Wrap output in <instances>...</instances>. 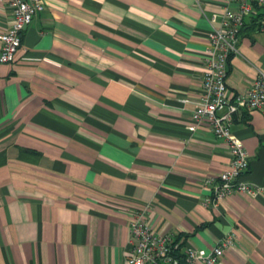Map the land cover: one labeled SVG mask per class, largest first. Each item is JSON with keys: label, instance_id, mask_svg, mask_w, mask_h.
I'll use <instances>...</instances> for the list:
<instances>
[{"label": "crops", "instance_id": "0c3cea01", "mask_svg": "<svg viewBox=\"0 0 264 264\" xmlns=\"http://www.w3.org/2000/svg\"><path fill=\"white\" fill-rule=\"evenodd\" d=\"M43 2L0 63V264H128L118 205L144 203L155 230L194 248L233 232L218 264H264V194L203 203L230 158L191 119L225 0ZM11 19L0 0V30ZM258 23L228 60L231 97L264 70ZM231 130L248 153L241 181L264 186L263 114L242 109Z\"/></svg>", "mask_w": 264, "mask_h": 264}, {"label": "built area", "instance_id": "2783aa9c", "mask_svg": "<svg viewBox=\"0 0 264 264\" xmlns=\"http://www.w3.org/2000/svg\"><path fill=\"white\" fill-rule=\"evenodd\" d=\"M11 9L10 24L0 30V63L11 62L21 45V36L33 17L44 8L43 0H7ZM259 16L257 28L264 32V0H225L221 20L210 29L204 50L205 67L201 76L202 92L192 111L195 126L207 125L223 138L230 158L227 166L205 183L211 186L204 204L218 202L236 192L249 196L264 194V186L241 181L248 171V153L242 141L232 132L235 114L242 109H258L264 116V70H258L250 88L233 97L226 86L228 60L238 51L239 36L246 19ZM129 213L131 246L128 264H218L224 252L233 246L235 234L229 233L210 250L185 245L182 239L152 227L151 206L118 205Z\"/></svg>", "mask_w": 264, "mask_h": 264}]
</instances>
